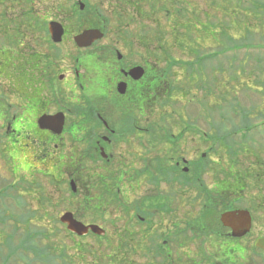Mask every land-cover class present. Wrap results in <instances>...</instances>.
<instances>
[{
    "label": "flooded vegetation",
    "instance_id": "af4514ba",
    "mask_svg": "<svg viewBox=\"0 0 264 264\" xmlns=\"http://www.w3.org/2000/svg\"><path fill=\"white\" fill-rule=\"evenodd\" d=\"M51 6L52 16L39 17L26 2L8 3L0 12V18L24 17L22 33L9 37L19 39V49H0V150L17 180L39 175L54 187L72 180L73 196L88 200L92 214H110L117 204L127 254L158 249V235L167 238L162 247L169 249L174 229L185 238L188 210L195 218L210 217L209 224L226 235L231 229L220 222L221 214L248 212L249 230L241 238L253 247L264 236V215L256 213L264 214V162L245 160L264 157V150L247 153L252 126L238 130L235 124L229 132L222 116L190 109L189 67L159 66L157 48L147 47L140 31L132 36L128 25L120 26L131 18L107 29L105 17L98 25L78 20L76 1L69 8ZM51 22L61 27L60 37L51 34ZM87 28L103 36L78 47L74 38ZM173 89L182 99L171 95ZM195 101L204 108L201 99ZM47 117L48 127H40ZM151 198L158 200L145 208ZM179 208L183 215L176 218ZM161 217L171 226L155 234L154 221Z\"/></svg>",
    "mask_w": 264,
    "mask_h": 264
},
{
    "label": "rangeland",
    "instance_id": "374dc122",
    "mask_svg": "<svg viewBox=\"0 0 264 264\" xmlns=\"http://www.w3.org/2000/svg\"><path fill=\"white\" fill-rule=\"evenodd\" d=\"M77 1V0H28L26 3L31 4V6L34 9V13L37 14L39 17L42 16L44 13H50V16L54 13L53 7L51 6V3L60 2L65 6V8H69V5L71 2ZM85 6L86 4L89 7L87 8L85 12V16L88 18H93L92 14L94 12L101 13L106 19L108 28L116 27L119 25L120 20H123L124 16H130L134 19L132 23L126 24V21L122 22L120 26H126L128 25V30L125 31L126 34L130 35L134 34L137 31H140L141 35H143V39L150 40L147 41V46L149 48H153L157 45V42L155 37L160 33L159 31H165L170 30V22H166L164 18L163 13L157 14V16H151L152 20H149V18L146 15H142L141 19L139 17H135L133 14L135 12L132 8H126L123 4L124 0H81ZM171 1V0H170ZM188 0H186L187 2ZM254 0H250V5ZM2 4H0V12L5 10V5L8 4L6 1L4 2L1 0ZM4 2V3H3ZM17 2V1H16ZM19 2V1H18ZM241 2L239 0H192V4H196L197 8L201 9L202 12H200V16L202 17L201 20L207 21H214L216 19L217 21L224 22L228 21L226 17L223 16V12H219L220 9L224 8H232L237 7V9H240ZM237 4V5H234ZM43 6H45L47 9H42ZM119 6L118 8H116ZM145 8H139L140 11H144L148 8V6H144ZM170 9L173 8V4L169 6ZM211 8H216L215 11L211 10ZM222 9V10H223ZM249 9L251 7L249 6ZM139 10L137 12H139ZM208 14L212 17H208ZM83 15V16H84ZM221 16V20L220 17ZM157 21L159 23V29H154V26L156 23L153 24L154 21ZM172 20V19H171ZM215 20V21H216ZM206 23V24H207ZM8 28L7 35L9 37H12L14 34V29L17 28V23L14 22V19H11V22L6 25ZM16 26V27H15ZM144 28L142 29V27ZM1 27V26H0ZM2 28V27H1ZM0 28V37H1V31ZM23 30V27H20ZM19 28V29H20ZM254 35H253V41L250 39L249 35H243L242 37L239 36L238 30H230V35L234 38L235 42H240L241 44L243 41L246 43V48H242L241 50H231L227 53H222L220 55H213V53L217 50V41H214L212 39L205 38L204 39V49L201 54V59L204 58V55H210L209 60H205L203 63L201 62L200 70L203 69L206 73H210L206 77L205 85H209L212 87L213 79H212V72L220 74L221 81L225 80L224 76V70L215 69L214 66L222 65L225 69H227L229 66V63L232 66L239 65V59H241L245 54L248 55L250 58L248 61H245V64L243 67H236L235 72H233V82L235 85H232L233 82L229 83V88H226L224 90L225 93L229 91V95L225 96L223 90H222V96L219 98L220 100H214V97L212 95H205L204 99L202 101L204 104H206L207 108L200 109L196 100L195 95H201L204 93V88H201L199 86L190 87V91L193 98L190 97V100L193 102H190V109L193 107H196V110L200 111V114H209V115H220L223 117L222 123L225 125L224 128H229L228 131L231 132L235 129V126L233 125L237 124L238 127L236 129L240 130V126L244 127H251V134L252 139L250 142L246 145V148L249 150L247 153L250 152H257L260 153L264 150V60L262 59V56H264V45H262V38L264 37V20L261 22L260 26L254 27ZM167 36V40L169 42H173V37H171L169 34L165 35V38ZM240 38V39H239ZM17 39V38H16ZM187 41H189V37L186 36ZM13 40V43H8L6 41H1L2 44L7 46L9 49L18 50L20 46V42L17 39L16 41ZM238 40V41H237ZM240 40V41H239ZM251 40V43L249 45L247 44V41ZM168 42V43H169ZM189 50V49H188ZM173 58L172 62L175 60H179L186 64V67H189L187 64L190 65L189 62L193 64L194 62V55L191 50L187 51L185 49H179L174 48L171 50ZM217 56V57H216ZM233 56L236 58V61L231 62L229 58ZM158 58V65L159 66H166L167 63L163 60L160 53L157 55ZM230 61V62H229ZM248 62V65H247ZM257 63V64H256ZM212 64V65H211ZM256 64V65H255ZM194 65V64H193ZM190 65V66H193ZM174 67H181L178 63L173 62ZM182 68H184L182 64ZM263 69V71L261 70ZM196 67H193L192 72L196 74L195 72ZM251 70L252 74L247 77L246 71ZM260 70L262 72H260ZM244 72V73H243ZM260 72V73H259ZM216 76V77H217ZM194 78V76H193ZM240 82V84H239ZM222 83V82H221ZM222 85V84H221ZM220 85V90L222 86ZM248 86L249 88H245V86ZM199 89V90H197ZM174 92L171 93L172 96L178 93L179 99H182V94L177 91V89H173ZM195 105V106H194ZM164 106H159V113H161L164 110ZM176 106V105H175ZM166 108V107H165ZM167 109V108H166ZM170 109V108H169ZM209 110V112L207 111ZM170 109L167 113H171ZM194 111V110H193ZM191 111V113H196ZM248 118V119H247ZM207 130V127H205ZM242 135H246L244 133H241ZM239 134L238 136H240ZM236 137L239 141V137ZM250 137V135L248 134ZM262 149V150H261ZM244 156V155H243ZM238 157L240 158V154L238 153ZM7 159V156L4 153H0V264H4L2 262H6L5 264H66L61 259L56 258L55 260L46 261V262H39V260H33L34 259V253L31 254V251L27 249L28 247L32 248H44L45 246H51L55 247L56 251L58 248H65L66 254H69L73 262L71 261V257L69 256L68 263L72 262V264H76L77 261L73 257L74 251L71 250L72 247L76 243L80 244H89V246H92L95 250L101 249L103 252H107L109 249V245H112V242L114 241L113 236L117 231H120L121 228H123L124 224L123 219H119V206L116 205V208H111L112 212L110 214L104 215L101 218L93 219L90 217V215L87 213L86 215H82V213H76L77 217L80 221L83 223H90L94 222L96 225H99L101 228L104 229L105 235L100 238V240L97 239V236L88 233L85 236H72L69 234V232L65 229V227L59 222V216L63 214L65 211H74L75 205L74 201L78 200L80 197H70L68 195V185L64 184L61 186V189H59V192H55L53 189V186L47 182L45 178L42 176H36L38 180L33 183L32 187L31 181H28L27 183H20V185H17V175H14L11 171V167L6 162L4 164V161ZM240 160V159H239ZM264 162V157L262 154H259V157L256 155H253V157H249L247 160H245L246 165L248 163L259 165ZM210 174V172H208ZM23 178V177H21ZM31 179V178H30ZM33 180V179H32ZM36 185H40L37 187ZM36 186V187H35ZM163 187H165L163 185ZM67 190L64 193V190ZM64 193V194H62ZM48 194L49 197L52 199L54 203L57 204V206L54 208L53 205H48L45 207H42L40 205V201H38L37 198L40 197V195H46ZM70 197V198H69ZM66 198L67 201H64L63 199ZM72 198V199H71ZM156 199H148L144 202V207L149 208V205L151 203H156ZM71 207H70V205ZM186 210V209H183ZM30 212H35L34 216L28 217L27 214L31 215ZM257 214H260L261 217H263V212H256ZM159 215V214H158ZM182 208H179L177 214H174L176 218H179L182 216ZM193 213L188 210V216L191 218ZM155 219L154 225H155V234L156 231L159 232L161 230L165 229V226L169 224L171 226L170 221L167 218ZM126 220V219H125ZM171 220V219H170ZM134 221L126 223V226L132 225ZM131 230L133 231L132 236L134 237V240L138 239V234H134L135 226L131 227ZM30 232V233H29ZM30 234V236H29ZM158 235V234H157ZM187 235L189 236V233L187 232ZM25 236L30 237L29 244L24 245ZM155 238V237H153ZM199 239V238H198ZM167 238L165 237H158L156 240V243L158 246H160L164 241H166ZM169 247H175L173 246V241H167ZM153 243V242H152ZM200 240H194L189 239L187 242V245L184 249H188V253L193 255V253L196 250L197 245H199ZM139 244V242L137 243ZM109 246V247H108ZM187 247V248H186ZM10 248H16V251L12 253L13 255L10 256L7 261H2V258L5 257L10 251ZM53 248H51L49 251L50 254L54 255ZM138 248V247H137ZM182 249V250H184ZM122 250V249H121ZM123 250L125 251V248L123 247ZM136 253L129 252L127 255L129 259H132L135 264L143 263L147 258L144 255H140V250L137 249ZM173 252H175V249H172ZM143 250L141 251V253ZM49 253H42L39 255V258L46 260L48 257H50ZM242 255V253L240 254ZM89 257H85L86 260H88ZM262 258L264 259V256L262 257L257 254V252L252 255V260L254 261V264H261ZM253 261L249 260V263L253 264Z\"/></svg>",
    "mask_w": 264,
    "mask_h": 264
},
{
    "label": "trees",
    "instance_id": "16d2710c",
    "mask_svg": "<svg viewBox=\"0 0 264 264\" xmlns=\"http://www.w3.org/2000/svg\"><path fill=\"white\" fill-rule=\"evenodd\" d=\"M16 0H14L15 2ZM241 5L240 9L237 7L232 8H222L219 12H223V16L228 19V21L221 22L214 19V21H202L200 12L201 9L197 8L196 4H192V0H188L187 3L189 5L188 8H185L186 0H133V9L136 13L142 17V15H146L149 19L151 16H157L159 13H163L165 16L166 22H170V30L161 31L159 27V23L155 20L153 22L156 23L154 29H159L160 33L155 37L157 42V48L162 49L164 51H171L174 48L179 49H189L190 52L194 53V62L193 64L190 62V65L194 67L201 66V62L203 63L205 60H209L210 56H205V59L202 58L199 52L203 51L204 47V39L212 38L217 39V50L219 52H226L227 50H241L243 47L246 48L245 41L235 42L234 38L230 35V30H238L239 36H243L248 34L250 39L253 41V35L255 33L254 27L260 26L261 22L264 20V0H254L250 5V0H239ZM173 4V8L170 9L169 6ZM125 6L131 7L129 4H124ZM148 6L144 11H140L139 8H145L144 6ZM237 5V4H236ZM249 6L251 9H249ZM139 10V12H137ZM211 10L215 11L216 8H211ZM151 15V16H148ZM212 15V14H211ZM208 14V17H212ZM221 20V16L219 17ZM172 19V20H171ZM216 20V21H215ZM207 23V24H206ZM144 26L142 27V29ZM169 34L173 37V42H167V36ZM189 37V41L185 39V37ZM240 39V38H239ZM251 40L247 41V44L251 43ZM150 41V40H148ZM238 41V40H237ZM262 45H264V37L262 38ZM250 57H245V55L239 59V65L236 67H243L245 61H248ZM231 62H234L233 59H230ZM264 60V57L262 59ZM236 61V59H235ZM230 62V61H229ZM181 63V62H180ZM257 64V63H256ZM255 64V65H256ZM212 65V64H211ZM248 65V62H247ZM227 69H225L222 65L214 66L215 69L224 70L225 80L220 79V84H222V90L229 88V83L233 81V71L231 70L234 66L229 63ZM228 70V71H227ZM244 73V72H243ZM213 78L215 77V73L211 74ZM249 75V74H248ZM222 82V83H221ZM240 84V82H239ZM210 86H207V89ZM206 88V86H205ZM225 96H228V92L225 93ZM46 203H48V199H46ZM88 205L87 201H83L81 204L82 210H84L85 206ZM205 215H201V218H195L191 216L189 221V231L193 234L189 239L199 238V245H197L195 252L191 256L188 253V249H183L182 246H179L175 249V252L166 251V253L158 252L157 257L153 258L149 255V253L145 254L147 260L143 263L139 264H216L220 262L221 264H252L249 263V260H252L253 252H249L246 249H240L239 247L232 246V242L238 241L237 239H230L228 236L221 234L218 232L214 223H210L212 220L210 217L205 218ZM174 234V239H175ZM101 237H97L100 240ZM114 241L112 245H109V249L107 252H103L101 249H94L89 244H80L76 243L71 250L74 251L73 257L77 261L76 264H135L134 261L127 258L126 252H121V237L119 233H115L113 236ZM30 237H25V244L27 246L28 242H30ZM233 240V241H231ZM121 242V243H120ZM182 244V243H181ZM51 246H45L44 248H32L28 247L31 253H34L33 260H39V262L43 263L46 261L55 260L56 258L61 259L66 264H72L73 259L69 254H66L65 248H53L54 255L50 254L48 250H50ZM16 248H10V253L15 252ZM253 251H255L253 249ZM242 253V256L240 255ZM42 253H49L50 257L48 259L43 260L39 258V255ZM69 256L71 257V263H68ZM85 257H89L88 260ZM155 261V262H152ZM254 263V261H253ZM138 264V263H137ZM264 264V263H261Z\"/></svg>",
    "mask_w": 264,
    "mask_h": 264
},
{
    "label": "water",
    "instance_id": "95a60500",
    "mask_svg": "<svg viewBox=\"0 0 264 264\" xmlns=\"http://www.w3.org/2000/svg\"><path fill=\"white\" fill-rule=\"evenodd\" d=\"M58 35L62 34V31L55 32ZM102 34L98 30L89 29L83 31L81 34L75 37V41L80 46H86L91 43L95 38L100 37ZM43 120L40 122L42 123ZM247 220V222H246ZM60 221L67 225V229L81 236L86 234L88 229L96 233H102L96 226H85L81 222L75 220L71 213H64L60 217ZM221 221L223 225L228 226L232 230V235L240 237L244 235L249 229V221L247 219V213L242 211L238 212H226L221 215ZM255 246L264 250V237L258 238L255 241Z\"/></svg>",
    "mask_w": 264,
    "mask_h": 264
}]
</instances>
